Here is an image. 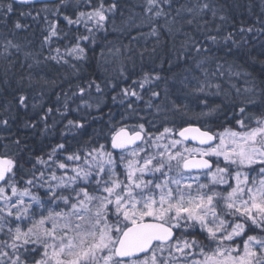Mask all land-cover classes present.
I'll return each instance as SVG.
<instances>
[{"label":"snow or ice","instance_id":"6c2138e0","mask_svg":"<svg viewBox=\"0 0 264 264\" xmlns=\"http://www.w3.org/2000/svg\"><path fill=\"white\" fill-rule=\"evenodd\" d=\"M35 3L0 0V25L7 28L11 22L13 37L26 31L28 24L12 20L14 5ZM176 4L143 0L149 35L159 39L161 29L171 34L195 25L198 35L183 33L177 60L183 56L201 71L203 80L193 76L198 92L215 87L227 96L234 88L239 96L238 87L226 91L220 81L244 77L249 86L239 103L232 102L230 117L220 106L202 113L220 112L234 126L221 124L214 130L187 120L177 125L167 115L159 126L146 120L142 111L154 109L159 115L167 110L154 103L161 95L156 83L166 78L145 71L111 97L125 106L126 115L115 123L109 120L104 143L90 137L75 148L58 142L37 153L24 131L35 134L43 125L39 132L45 136L55 126L48 123L54 113L67 115L70 97L63 94L64 111L44 108V93L36 94L40 100L30 94L33 83L55 86L56 81L43 76L34 81L29 72L12 87L5 73L2 84L11 92L7 98L0 87V264H264V79L246 67L258 64L264 76V58L251 54L249 39L264 36V0L261 15L251 24L234 15L241 7L238 0ZM118 8V0H45L35 15L19 12L33 21L44 13L40 51L5 38V58L21 53L31 61L28 69L53 62L78 70V63L88 61L97 33L107 32L110 24L115 30ZM247 11L252 14L251 4ZM220 48L233 57L231 63L219 62L214 49ZM212 62L215 70L209 72L205 65ZM210 77L217 79L214 85ZM76 88L81 97L93 88L104 91L95 80ZM83 106L93 108L87 100ZM173 109L180 111L177 105ZM132 117L136 119L129 123ZM64 129L62 138L83 134L85 123L69 119Z\"/></svg>","mask_w":264,"mask_h":264},{"label":"trees","instance_id":"16d2710c","mask_svg":"<svg viewBox=\"0 0 264 264\" xmlns=\"http://www.w3.org/2000/svg\"><path fill=\"white\" fill-rule=\"evenodd\" d=\"M185 2L186 0H177L175 6L178 7L179 4ZM238 2L241 7L234 15L239 19L251 24L257 16L261 15L262 0H238ZM118 4L119 8L115 15V30H113V25L110 24L107 32L97 33V43L89 51L88 61L78 63V70H74L67 65H57L53 62L41 65L39 68L28 69L27 64L31 61H25L21 53L5 58L3 53L5 38L22 42L25 44L26 50L40 51L44 13H41L39 21H33L30 17H20L19 12L32 11V14L35 15L36 11L43 8L44 3L32 6L14 5L16 12L12 15V20L19 18L22 23L29 25L26 31L18 32L15 37L9 31L11 22L7 28L0 25V87L6 89L4 96L10 98L9 93L11 92L10 87L2 84L5 73H7L10 85L14 87L15 81L20 75L27 76L31 72L34 81L41 76L49 82L56 81L55 86L51 83L45 84L43 81L33 83L30 94L36 95L42 91L44 95L41 102L44 108H61V111H64L62 105L65 97L63 94L67 92L70 97L67 115L61 118L59 114L54 113V120L50 118L48 123L51 125L55 122V126L50 128L45 136L41 137L39 132V128H42L43 125H38L35 134L31 129L24 131V135L30 138L29 144L36 149L37 153L48 150L52 144L58 142H65L69 147L75 148L78 146V142L83 143L90 137L104 143L103 136L108 131L109 120L111 119L115 123L121 120L122 115H126L125 106L120 105L118 102L114 103L111 97L116 95L121 87L129 85L131 80L139 78L145 71L159 72L162 77L166 78V81L161 80L156 83L155 88L160 91L161 95L154 103L161 104L167 110L159 115L155 114L154 109L146 112L142 111L140 114L144 115L146 120H153L159 126L163 117L167 115L169 123L174 121L177 125L187 120L193 125L206 123L214 130H219L221 124L234 126V124L228 125L225 116L220 112H215L211 116H204L202 113H207L210 109L220 106L225 110V114L230 117L232 102L239 103L244 98V89L249 86L245 83L244 77H233L228 82L220 81L226 91L230 89L231 85L238 87L241 91L239 96L234 88L228 91L227 96L223 91L217 94L215 87L206 88L201 93L195 90L197 81L193 79V76H196L203 80L204 77L201 71L194 67L192 61L186 62L183 56L180 60H177V56L183 52L182 45L185 41L183 33L187 31L197 34L194 33L195 25H185L181 31H173L171 34L161 29L159 39H157L156 36L149 35L151 25H147L146 18L143 16V0H118ZM249 4L252 5L251 15L247 11ZM158 23L163 24V20ZM176 28L179 29L180 25L177 24ZM249 39L251 54L258 58H264L260 56L261 52L264 51V36H257L254 40L251 37ZM214 52L217 57L222 58L219 61L220 63H225V61L231 63L233 60V57L226 55L223 48H220L219 51L214 49ZM46 54L47 51L45 50ZM169 61H171V67H169ZM73 63L77 62L73 61ZM225 67H227V64H225ZM246 67L249 71H253L256 76L264 79V76H261L258 64L254 66L246 65ZM205 68L209 72L214 71L215 62L205 65ZM189 69L191 70L189 71ZM121 72L130 78L124 80ZM185 77H187V81H185ZM210 79H212L213 85L217 82L216 78L210 77ZM90 80H95L101 84L104 89L103 93H96L93 88L90 94H85L83 97L79 96L76 85L86 87L87 82ZM110 83L116 84L117 87L113 89ZM165 88L168 90L166 95ZM73 92H77V95L72 96ZM57 93L60 94L59 101L57 100ZM144 96L145 99H148L149 93L145 91ZM36 98L40 100L39 95H36ZM85 100L92 103L93 108L91 110L83 106ZM97 104L100 106L99 111L96 110ZM173 105L179 106L180 111H175ZM78 106L79 110L77 111ZM138 107L143 109V102ZM253 110L258 113L261 109L255 108ZM69 119L85 123L83 134L76 131L75 133H68L64 138L61 137V131H67L64 129V125ZM135 119L136 117H132L128 122L132 123Z\"/></svg>","mask_w":264,"mask_h":264},{"label":"water","instance_id":"95a60500","mask_svg":"<svg viewBox=\"0 0 264 264\" xmlns=\"http://www.w3.org/2000/svg\"><path fill=\"white\" fill-rule=\"evenodd\" d=\"M44 2H45V0H36V3L35 4H42Z\"/></svg>","mask_w":264,"mask_h":264}]
</instances>
